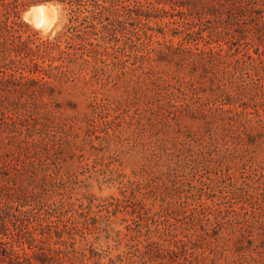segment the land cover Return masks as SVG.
Wrapping results in <instances>:
<instances>
[{
  "label": "trees",
  "instance_id": "16d2710c",
  "mask_svg": "<svg viewBox=\"0 0 264 264\" xmlns=\"http://www.w3.org/2000/svg\"><path fill=\"white\" fill-rule=\"evenodd\" d=\"M42 2L67 11L53 39L22 20L30 5ZM177 17L198 30L173 32ZM245 22L257 30L256 56L228 40H238L234 32ZM167 29L172 37L184 34L183 41L160 40ZM262 42L264 0H0V264H85L87 244L77 248L75 232L109 221L98 217L104 211L131 217L124 220L136 234L131 248L142 254L127 256L129 264H264V158L253 156L264 144V86L245 78L246 60L255 63L264 54ZM84 73L132 87L136 110L142 101L144 114L152 112L154 119L176 126L182 118L201 120L211 129L216 124L225 134L226 156L219 162H234L240 151L249 159L243 156L241 168L215 180L189 168L200 164L190 157L199 139L184 135L172 147L169 140L152 141L157 166L167 169L156 181L150 176L153 188L125 185L124 198H112L104 210L94 213L92 203L84 208L67 197L59 150L66 145L72 151L71 168L74 151L82 149L76 129L93 143L90 130L103 119L110 126L104 140L123 134L110 102H95L86 127L55 106ZM143 237L140 252L137 239ZM123 262L120 257L116 264Z\"/></svg>",
  "mask_w": 264,
  "mask_h": 264
},
{
  "label": "rangeland",
  "instance_id": "374dc122",
  "mask_svg": "<svg viewBox=\"0 0 264 264\" xmlns=\"http://www.w3.org/2000/svg\"><path fill=\"white\" fill-rule=\"evenodd\" d=\"M37 5L45 6L47 13L55 18L54 24L49 30L37 28L26 18V14L30 13L31 9ZM67 19V11L64 6L57 2L32 4L22 14V20L28 23L34 30L40 32L41 36L45 39L48 37L53 39L57 36L63 30ZM172 21L176 22V24L171 25V28L174 30L173 32L186 31V28H191L194 31L198 30V27L191 21L188 22L179 17ZM255 29L256 27L252 23L245 22L237 25L234 34L238 35V40L231 36L228 37V40L231 45L232 43L236 44V46L241 44L243 52L249 51L250 54L255 55L254 51L257 48V44L260 43L257 40L259 39L257 34L254 33L257 32ZM166 31L168 32L167 37L164 39L160 36V40L173 41L174 44H179L183 41V36L185 37L184 34L179 37H172L169 29ZM245 33L247 36H244ZM207 34V32L204 33L205 36ZM242 35L244 37H240ZM263 43L260 45L262 46ZM200 46H203V43ZM224 48L229 49V46L225 45ZM233 49L235 50V47ZM234 52L232 51V53ZM246 61V80L250 83L252 82L251 80H254L259 86H264V54L262 53V56L255 63L250 59ZM161 69L167 68L163 66ZM135 98L136 96L133 93L132 87H128L122 82L108 83L106 79H93L84 73L77 78L71 87L64 88L63 92L57 96L54 102L55 106H62L59 111L60 113L65 117L77 120L82 127H86V123L83 121H86L85 118L91 115L95 102L106 101L112 103L116 113L110 112V114L120 117L123 134L112 136L107 141L102 136L105 129L110 126H104L105 120L103 119L95 120L97 127L93 131L90 130L93 132V143L89 140L84 142L85 131H78L76 129L77 133H81V138L77 140V145L78 147L82 146V149L74 151L73 167L68 168L73 162L70 159L72 151L68 150L69 147L63 145L58 152V158L62 166L61 174L69 181L70 188L66 186V190L68 191L67 197L72 198L74 201H82L84 208L89 207V203H92L94 213L104 210L105 205L110 203L112 198H124L122 192L125 185L130 189L133 184L134 186H138L141 183L142 186L146 184V186L153 188L157 183L148 181L150 176H154L156 181L161 177V170L166 171L167 169L166 167L157 166L156 153L159 152V149H156L157 145L152 143V141L164 143V140H169L167 142L171 143L169 145L172 147L173 144L183 142L185 139L184 135L199 139V142L197 141L199 148L196 149L195 153L198 154L201 150H204L206 156L190 154V157L200 164L191 163L189 168L196 174H202L204 177L210 176L215 180L220 176L221 172L226 174L231 167H234L235 170L241 168L240 160L243 156L249 159L250 154L248 152L240 151V156L234 162L227 163L224 160L219 162V156H226L225 147H223L225 134L221 128H217L216 124L214 125V129H211L209 127L206 128L201 120L195 121L189 118H182L178 121V126L174 123L170 125L162 119H154L152 112L144 114L143 109L146 110V107L142 101L140 102V110L137 111L134 104ZM247 101L248 99H244L241 103ZM78 120L82 121V123ZM148 121L150 122V126L148 125ZM115 127V125H112V128ZM144 127H147V130H142ZM58 131L61 134L62 132H68V130L61 129ZM70 133L72 132L69 130L68 134ZM110 133L112 134L113 131H110ZM262 146H258L254 150L253 156H256V160L264 158V144ZM86 164L89 167H85ZM65 169L71 170V173H67ZM221 186L226 187L227 184L223 182ZM184 191L186 194H189L191 187L186 185ZM139 197L137 195V198ZM260 198H263V196ZM153 209L154 211H158L159 205L154 206ZM98 217H105L109 221L101 224L98 223L97 227L88 226L75 232L76 247L81 248L87 244V257L90 260L86 259L85 264H94V262H99V264H116L120 257H123V264H129L131 262L126 259L128 258L127 256H132L133 260H136L133 253L135 255L142 254L137 253L135 248H131L134 244L131 239L136 234L134 231L130 232L126 229V226L130 222H124L125 219H130V216L123 214L114 216V214L104 211L99 213ZM137 241L142 243L139 251L143 252L146 244L145 238H138ZM221 262L224 263V260Z\"/></svg>",
  "mask_w": 264,
  "mask_h": 264
},
{
  "label": "bare ground",
  "instance_id": "6f19581e",
  "mask_svg": "<svg viewBox=\"0 0 264 264\" xmlns=\"http://www.w3.org/2000/svg\"><path fill=\"white\" fill-rule=\"evenodd\" d=\"M36 10L38 11V19H37L36 24L30 20L31 11L30 13L26 14V18L37 28H40L43 30H49L53 26L55 18L51 17L47 13L46 7L43 5H40L39 7H37Z\"/></svg>",
  "mask_w": 264,
  "mask_h": 264
},
{
  "label": "water",
  "instance_id": "95a60500",
  "mask_svg": "<svg viewBox=\"0 0 264 264\" xmlns=\"http://www.w3.org/2000/svg\"><path fill=\"white\" fill-rule=\"evenodd\" d=\"M40 5H37V6H34L32 9H31V16H30V20L32 22H34L36 24L37 22V19H38V11L36 10L37 7H39Z\"/></svg>",
  "mask_w": 264,
  "mask_h": 264
}]
</instances>
